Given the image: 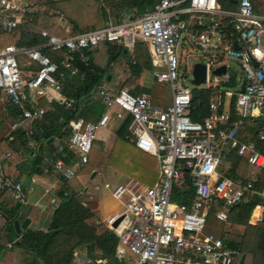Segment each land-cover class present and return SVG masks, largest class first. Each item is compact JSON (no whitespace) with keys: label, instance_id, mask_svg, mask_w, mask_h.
Masks as SVG:
<instances>
[{"label":"built area","instance_id":"obj_1","mask_svg":"<svg viewBox=\"0 0 264 264\" xmlns=\"http://www.w3.org/2000/svg\"><path fill=\"white\" fill-rule=\"evenodd\" d=\"M41 2L0 0L2 29L10 32L32 22L39 13L61 14ZM135 15L129 9L121 22L109 21L104 27L79 33L71 25H67L65 35L43 30L45 41L38 45L1 48L0 93L20 110L8 139L15 141L19 130L30 137L35 134L34 123L47 113L36 104V98L46 95L47 89L62 91L65 75L78 73L73 63L75 53L84 59V49L101 43L133 48L143 41L155 66V80L172 91L171 102L158 104L149 93L135 94L125 87L100 88L104 113L97 121L72 119L70 136L44 156L43 170L73 179L89 163L97 131L113 118L124 120L131 115L129 132L138 148L160 160L161 176L153 186L132 179L112 190L119 208L105 224L119 236L121 263L240 264V250L231 249L221 235L206 231V226L212 208L216 220L227 223L229 209L253 194L263 200L251 223L264 224V176L260 174L264 173V13L256 11L252 0H237L236 9L218 0H160L140 16ZM181 41L195 50L186 56V75H191L193 88L217 91L209 101L210 114L201 121L193 120L190 114L193 88L185 84L186 76L180 73L177 48ZM46 47L66 51L63 69L43 51ZM23 56L32 65L28 72L21 64ZM192 56L199 58L193 67L189 63ZM230 60L237 61L240 69L230 65ZM196 63L206 66V77L199 84L195 83ZM222 67L225 71L218 72ZM75 102L70 98L65 105L72 107ZM251 129L256 139L243 140L242 134ZM28 145H32L30 140ZM69 152L75 155L71 163L67 162ZM232 152L246 158L259 172L247 180L223 173L220 168ZM255 182L260 188L256 189ZM187 184L190 195L178 191ZM0 192L26 203L23 184L7 177L2 169ZM108 262L104 256L88 254L83 264Z\"/></svg>","mask_w":264,"mask_h":264},{"label":"trees","instance_id":"obj_2","mask_svg":"<svg viewBox=\"0 0 264 264\" xmlns=\"http://www.w3.org/2000/svg\"><path fill=\"white\" fill-rule=\"evenodd\" d=\"M50 9H57L61 14H50L47 12L35 15L32 22L23 24L10 32L2 29L0 24V49L7 45L34 46L45 41L41 36L43 30H47L59 35H65V31L60 26L62 17L73 26L75 33L94 30L106 26L109 21L121 22L126 10L133 9L135 16H140L147 9L153 7L160 0H41ZM224 6L231 7V0H218ZM255 9L256 0H252ZM259 11V10H257ZM119 45L118 43H101L97 47H90L83 50L84 59L80 54L75 53L73 63L78 67L79 72L70 79V74H66L69 84L62 88V92L67 98L74 97L75 104L67 107L54 100L48 101L45 95L39 96L38 104L47 110L42 122L34 125L35 134L33 138L37 141L35 148L22 156L24 163L16 168L5 167L1 169L4 174L17 181L20 176L26 173L29 166V174L41 173L43 168V146L52 136L68 137L71 128L69 123L72 119L80 117L86 119H98L104 111L101 101L100 86L107 80L114 63L122 57L127 58L129 76L124 81L123 86H128L131 92L138 94L147 91L157 99L154 89L146 88L141 84L143 74L155 70L154 64L146 44L138 41L131 49ZM43 51L50 56L53 61L60 64L65 55V50L54 51L51 47H46ZM70 79V80H69ZM232 85L236 82L233 77ZM217 91L205 88H193V102L190 114L193 120L201 121L210 114L209 101L216 97ZM98 102V104H97ZM102 102V101H101ZM156 102V100H155ZM235 98H233V104ZM16 107L9 105L10 115L15 113ZM132 116L128 115L120 121L115 132V141L111 150L107 151L101 147L102 151L94 153V145L90 154V161H95L94 169L101 172L102 181L108 183L106 176L108 164H111L112 151L118 142L131 144L141 151L139 155L131 157L126 155L127 161L134 169L132 178L143 185L153 186L160 181L161 162L160 160L137 147L132 141V134L129 126ZM1 134V133H0ZM255 137L253 136V139ZM25 146V140L19 139ZM9 142L7 138H0V162H3L7 151L11 154L6 159L12 161L13 153L18 148ZM50 143L49 145H51ZM100 144L95 146L99 147ZM103 146V145H102ZM104 148V149H103ZM126 153V152H125ZM124 153V154H125ZM70 153V157H72ZM95 156V157H94ZM21 157V156H20ZM95 159V160H94ZM87 163L86 165H88ZM227 165V168L225 167ZM85 165V167H86ZM224 165V168L222 167ZM221 166V171L233 178L249 179L252 168L246 158L229 154L227 160ZM90 170V169H89ZM93 169L90 170L92 172ZM82 171V169H81ZM80 171V172H81ZM256 189L260 188V183L255 182ZM189 185H185L180 193L190 195ZM80 190L84 187L80 186ZM189 189V191H188ZM79 191H72L66 194L63 190L60 201L54 208L50 225L47 228H31L30 219H22L23 203L15 202L7 192H0V211L8 219V224L12 225V230L6 232L10 236L12 245L8 247L0 241V264H75L76 252L80 249L86 250L88 254L104 256L108 258L109 264H121L118 257L119 236L109 229L104 223L101 213L84 204L80 199ZM184 196L180 198L183 199ZM187 199V197H186ZM262 196L253 194L243 199L228 211L227 229L222 234L225 244L231 249L240 250L241 255H245L243 264H264V226L250 223L251 215L255 208L262 203ZM215 208L210 213L214 214ZM210 217V216H209ZM210 220V219H209ZM15 221H19L21 231L18 233L14 228ZM243 227L241 232H236V227Z\"/></svg>","mask_w":264,"mask_h":264},{"label":"crops","instance_id":"obj_3","mask_svg":"<svg viewBox=\"0 0 264 264\" xmlns=\"http://www.w3.org/2000/svg\"><path fill=\"white\" fill-rule=\"evenodd\" d=\"M231 2L233 3V6H231V7L225 6V7L231 8V9L232 8L236 9L237 8V0H231ZM260 4H261V2L259 0H256V5H257L256 7L258 8L257 10H259V8L261 6ZM257 12L264 13V12H260V11H257ZM67 25H69V24L65 21V19H62V21L60 22V26L65 31V34H66L65 29H66ZM122 46H124V45H122ZM126 48L128 49V47H126ZM147 48H148V46H147ZM148 51H149V49H148ZM25 58L26 57L23 56L20 58V60H21V64H22L24 70L28 72V70L32 68V65H31L30 60L27 58V60L29 61V62H27L25 60ZM117 63H118V61H117ZM114 64H113L111 70L113 69V67H115ZM68 74H70V76L74 77L77 73L72 74L69 72ZM152 74H153V72H152ZM111 75L112 74L108 75L107 80L110 81ZM66 76L67 75H65V77H64V86H65V82H66V85L69 84L68 78L66 79ZM154 80H155V78H154ZM155 82H156V84L158 83L156 80H155ZM141 84H143V81H141ZM158 84H160V83H158ZM103 87L108 88V89L111 88L114 90L121 88V87L114 88L113 86H111L110 83H108V85L106 84L105 86H101V88H103ZM123 87L128 88L130 91H131V89H133V88H130L128 86H123ZM47 90H50V89H47ZM141 92H143V91H141ZM144 92H147V91H144ZM147 93H149V92H147ZM3 95L4 94L0 93V99L2 98L1 96H3ZM45 96H46L48 101L54 100L56 102H59L60 104H63V103L65 104L66 100H68L70 98H74V97L67 98L62 91L55 93V94H51V95H49L48 91H47V94ZM151 96H152V98L154 97L153 95H151ZM155 97L156 98L160 97L159 92H158V94L156 93ZM162 97L164 99L168 100L164 94L162 95ZM38 98L39 97L36 98V104L39 106ZM153 100H154V102L156 100L155 103L163 104V103L157 102V99L153 98ZM101 101H102V99H101ZM170 102H171V100H170ZM102 104L104 106V111H105V105H104L103 101H102ZM166 104H169V102L166 101ZM9 105H12V104H8L7 110H8ZM104 111L100 114V116L104 113ZM19 113H20V110L18 107H16L15 113L12 112V115H10L9 111L6 113V115L8 116L7 118L9 119L10 123H9V125H7V128H4L3 123L0 122V133H1L0 138L4 137V138H7V140L9 141L8 133L10 132L11 124L16 120ZM2 115L4 118L3 109H2ZM100 116L98 117V119L100 118ZM80 118H83V117H80ZM84 119H86V118H84ZM98 119H96V120L95 119H87V120L97 121ZM42 120H40L38 122H42ZM112 121L115 123L117 122L119 125L120 121H122V120H117V119L113 118ZM37 123H34V125ZM118 125L116 124V128L118 127ZM102 128H100V130ZM116 128H115V130H116ZM99 131H97L98 135L104 136V134H99ZM15 134H16V140L13 142H17V143L13 144V146L15 145L18 148V150L16 151V156H15V153H13L14 154L13 155L14 160L10 161V160L6 159L7 156H9L8 154H11V151H7L5 156H4L5 160L3 162H0V169L3 166H5L6 168L7 167L16 168L17 166H19L21 164H28V163H24L25 161H24L22 156L27 155L30 152V150H32V148H35V146L37 144V141L33 138V136L32 137L28 136L27 134H25V131L19 130ZM98 135H97V138H98ZM253 136L255 137L254 139H256V134L254 132V129H251V130H249V132L246 131L245 133H243L241 137L243 140L247 141V140H254ZM25 137L28 139L26 146L19 140L21 138L23 140H25ZM68 137L62 138V137H58V136H56V137L52 136L51 138H53V139L50 142H48L49 139L46 141V145L43 146V152H42V155H43L42 168L44 167V156L51 154L56 149V147L58 145L64 144L66 142V140L68 139ZM132 137H133V135H132ZM113 139L115 141V134H114ZM29 140L32 142L31 147L28 145ZM135 140H136V138L133 137L132 141H135ZM9 142H12V141H9ZM50 143H52V144L49 145ZM70 153H72V152L68 153V155H69L67 158L68 163H71L75 157L74 153H72L73 156L70 157ZM24 166H26L28 168L27 169L28 171L26 173L22 174L20 176V180H17V181H20L23 184L24 189H25V196H26V203L23 206L22 219H26V218L30 219V221H31L30 227L31 228L37 229L33 226L40 223L39 220L42 219V216L45 212L51 211L53 214L54 208L56 207V205L60 201V196H61L63 190H65L66 194H69L72 191H79L80 192V194H79L80 199L84 202V204H86L90 208H92L94 210H98L101 213V216H102L101 219H103L104 223L106 222L107 218H109L112 214L117 212V210L119 208L118 202H115V200L112 196V192H111V194H108L105 191L101 190V187L99 185L101 184V182L103 183V181H102V178H99V176H98L99 174L96 173V172H98L97 169L92 170V172L95 171V174L92 175V172H90V170L87 172L83 171L85 168V166H84L78 170L77 175L73 179L67 180V179L61 177L60 174L52 173V172L46 173V172H44V170H42L41 173L29 174V166H27V165H24ZM81 169H82V171H81ZM106 184H109V183H106ZM106 184H105V186H106ZM29 185L33 187V191H31L29 189ZM80 186L84 187V189L80 190L79 189ZM106 187H108V186H106ZM31 192H33L32 193L33 198H32V202L29 203L28 197L31 194ZM257 208H259V207H257ZM257 208H255L253 214L251 215L252 219H254V213H255ZM210 216H214V214L211 215V213H210ZM7 222H8L7 217L3 214V212L0 211V241L8 246V244L12 243V242L9 240L10 236H8L6 234V232L11 231L13 227L11 228V230H8L7 226L10 224H8ZM11 225H13V224H11ZM215 227L217 228V230H215L214 227L210 230L217 233L218 235L223 234V232H224L223 230H222L223 231L222 232L220 229H218L217 226H215ZM79 252H80L79 250L76 252V257L78 256ZM87 255L88 254L86 253V256ZM76 257H75V260H76ZM121 264H125V263H121Z\"/></svg>","mask_w":264,"mask_h":264},{"label":"rangeland","instance_id":"obj_4","mask_svg":"<svg viewBox=\"0 0 264 264\" xmlns=\"http://www.w3.org/2000/svg\"><path fill=\"white\" fill-rule=\"evenodd\" d=\"M259 1L261 2V4H260L261 6L259 8V11L264 12V0H259ZM131 49L132 48L129 49L130 55L132 54ZM190 53H195V50L188 43H184L183 41H181V43H179L178 48H177V54H178V57L181 61L180 73H181V75L184 74V76H186L185 84L188 87L193 88L194 83L191 81L192 80L191 75H186L187 74V65H188V61H187L186 56ZM25 60L27 62H29L27 60V58H25ZM198 60H199V58H197V57H194V56L190 57L189 63L191 65V67H193L194 63L197 62ZM229 64L232 65L233 67H235L236 69H240V65L237 61L230 60ZM114 66L115 67H113V69L111 70V73H112V75L110 76L111 82L109 80H105V81H103V83L100 86H98V88L101 86H105L106 84L108 85V83H110L111 86H113L114 88L123 87L124 81H126L127 77L130 74L128 63H127V58L122 57L118 61V63L116 62L114 64ZM154 71L155 70H153L152 72H154ZM152 72L146 71L143 74L142 81H143L144 86L146 88L154 89L157 94L159 92L160 97L157 98V102L166 104V101H168L170 103V100L172 97V91H171L170 87L168 85H164V84H158V83L156 84ZM69 78L72 79L73 77L70 76ZM203 85H205V84H203ZM55 93H58V92L54 91V90H48L49 95L55 94ZM163 94L166 96V98L168 100H166L162 97ZM1 97L2 98L0 99V104H1L0 105V122L3 123L4 128H7V125H9V123H10L9 119L7 118L8 116L6 115V113L8 112L7 106L9 103H7V99L4 95ZM97 104H98V102H97ZM99 104H102V102L100 101ZM1 108L4 111V118L2 115V109ZM116 124L118 125L117 122L115 123V122L111 121L99 131V134H104L105 137L98 135V138L95 141V145L96 144H100V145H99V147L94 145V149H95L94 153H96V151L101 152L102 151L101 147H104L107 151L112 149L113 144H114L113 138H114V134H115L114 131L116 128ZM112 152H113L112 155L109 157L111 159L112 163L108 164L107 172H106V176L108 178L109 186L106 187L105 186L106 183H104V182L103 183L101 182V184L99 185L101 187V190L105 191L108 194H111L113 188L116 185L121 184V183H127L129 180L133 179L132 178L133 176H131L133 174L131 172L134 169L132 168V165L129 163V161H127L126 155H130L131 157H135L136 155H139L141 153V151L134 148L131 144L123 143L120 141L118 142V144H116L115 149ZM94 166H95V161L92 160V161H90V163L88 165H86V167L84 168L83 171L87 172V171H89V169L90 170L94 169ZM222 167L224 168V165ZM225 167L227 168L226 164H225ZM257 172H259V171L254 170L252 168L249 178L252 177ZM96 173L99 174L98 175L99 178H102V176H101L102 174L100 171H98ZM260 174L264 176V173L261 172ZM133 180H135V179H133ZM29 189L31 191H33V187L30 185H29ZM32 193L33 192H31V194L28 197L29 203L32 202V198H33ZM115 202H117V201L115 200ZM51 217H52L51 211L45 212L42 216V219L39 220L40 223L37 225H34L33 227H35V228H47L50 225ZM209 219L210 220L206 226V231L211 232L212 230H210V229H212L213 227L215 228V230H217V228L215 227V226H217L218 229H220L221 231L222 230L224 231V232L222 231L223 234L225 233V230L227 229V223H222V222L217 221L214 216H210ZM251 220L254 221L251 218L250 223H251ZM259 225L264 226V224H259ZM242 230H243V227H239V226L236 227V232H241ZM221 236H222V234H221ZM79 251L80 252L78 253V256L76 257L75 264H83V262L86 258V253H87L86 250L80 249ZM125 252L128 253V250H125ZM127 257L128 256H126V258ZM127 264H130V262L127 261Z\"/></svg>","mask_w":264,"mask_h":264},{"label":"water","instance_id":"obj_5","mask_svg":"<svg viewBox=\"0 0 264 264\" xmlns=\"http://www.w3.org/2000/svg\"><path fill=\"white\" fill-rule=\"evenodd\" d=\"M236 47L238 48L239 46L236 45ZM217 71L218 72L225 71V67H222L221 69H218ZM194 73H195V83H197V84L201 83L202 81H204V79L206 77V66L204 64H202V63H196L195 64V68H194ZM243 89H244V87H242V90ZM52 139L53 138H50L48 140V142H50ZM94 174H95V171L92 173V175H94ZM118 223H119V220L116 221V223L114 224V226H116ZM11 228H12V225L11 224L7 226V229L8 230H11ZM14 228L17 230L18 233L21 231L20 225H19V221H15ZM244 260H245V255L243 254L240 257L239 263L240 264H243L244 263Z\"/></svg>","mask_w":264,"mask_h":264},{"label":"bare ground","instance_id":"obj_6","mask_svg":"<svg viewBox=\"0 0 264 264\" xmlns=\"http://www.w3.org/2000/svg\"><path fill=\"white\" fill-rule=\"evenodd\" d=\"M259 215V208L256 209L255 213H254V217Z\"/></svg>","mask_w":264,"mask_h":264}]
</instances>
